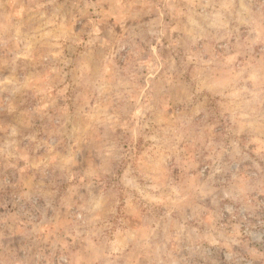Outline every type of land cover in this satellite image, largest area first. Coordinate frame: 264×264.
Returning <instances> with one entry per match:
<instances>
[{
  "label": "rangeland",
  "instance_id": "374dc122",
  "mask_svg": "<svg viewBox=\"0 0 264 264\" xmlns=\"http://www.w3.org/2000/svg\"><path fill=\"white\" fill-rule=\"evenodd\" d=\"M0 264H264V0H0Z\"/></svg>",
  "mask_w": 264,
  "mask_h": 264
}]
</instances>
